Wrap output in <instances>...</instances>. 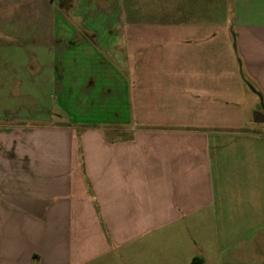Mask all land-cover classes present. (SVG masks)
Instances as JSON below:
<instances>
[{
    "label": "crops",
    "instance_id": "obj_1",
    "mask_svg": "<svg viewBox=\"0 0 264 264\" xmlns=\"http://www.w3.org/2000/svg\"><path fill=\"white\" fill-rule=\"evenodd\" d=\"M55 2L125 115L19 121L0 63V264H264V0Z\"/></svg>",
    "mask_w": 264,
    "mask_h": 264
},
{
    "label": "rangeland",
    "instance_id": "obj_2",
    "mask_svg": "<svg viewBox=\"0 0 264 264\" xmlns=\"http://www.w3.org/2000/svg\"><path fill=\"white\" fill-rule=\"evenodd\" d=\"M55 1L47 4V12L41 16L25 17L16 9L6 16L0 14V63L5 65L1 73L16 75L21 84L13 98V112L19 121L104 126L103 122L115 116L110 111L125 115L124 97L103 96L104 85H114L109 77L113 73L98 65L99 53L100 58L107 56L98 48L97 52L89 44H80L74 50L57 52L54 38L62 18L54 16ZM0 8H5L3 1ZM74 20L75 27L84 24V18Z\"/></svg>",
    "mask_w": 264,
    "mask_h": 264
},
{
    "label": "water",
    "instance_id": "obj_3",
    "mask_svg": "<svg viewBox=\"0 0 264 264\" xmlns=\"http://www.w3.org/2000/svg\"><path fill=\"white\" fill-rule=\"evenodd\" d=\"M257 121H258V122H264V117H259V116H258V117H257Z\"/></svg>",
    "mask_w": 264,
    "mask_h": 264
}]
</instances>
